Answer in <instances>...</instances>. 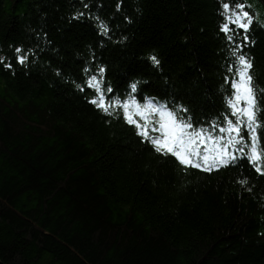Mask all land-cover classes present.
<instances>
[{"label": "trees", "instance_id": "trees-1", "mask_svg": "<svg viewBox=\"0 0 264 264\" xmlns=\"http://www.w3.org/2000/svg\"><path fill=\"white\" fill-rule=\"evenodd\" d=\"M226 2L253 18L241 51L264 146V0ZM223 11L222 0H0L3 261L264 264V174L246 159L185 167L110 118L116 109L93 105L84 85L97 74L126 99L136 84L218 134L211 126L230 117L225 78L245 35L226 39ZM17 48L23 64L8 57Z\"/></svg>", "mask_w": 264, "mask_h": 264}, {"label": "snow or ice", "instance_id": "snow-or-ice-1", "mask_svg": "<svg viewBox=\"0 0 264 264\" xmlns=\"http://www.w3.org/2000/svg\"><path fill=\"white\" fill-rule=\"evenodd\" d=\"M222 8L224 23L220 30L226 39L235 44L237 30H242L245 35L241 43L235 44L232 49L235 59L227 69L232 77L225 78L233 89L226 103L230 117L234 119L225 116L222 123L213 124L211 127L217 129L218 134L214 135L202 126H195L190 116L181 117L166 104L156 105L149 101L142 105L131 96L126 99L110 98L107 94L113 90L102 86L96 76H92L85 83L88 88L94 89L95 98L90 101L93 105L108 114H111L110 110L121 109L124 119L136 127L138 135L147 139L157 152L165 156L171 155L179 164L211 171L234 163L237 159H246L257 172L264 174V146H261L260 137L257 135V129L262 125L257 121L256 93L250 74L252 63L241 51L248 40L247 33L253 18L245 10L246 6L240 2L229 3L222 0ZM102 27L106 33L107 26ZM16 53L18 63L23 64L27 56L22 55L19 48ZM150 59L159 65L156 56H151ZM0 63H4L3 58H0ZM5 66L11 67L10 64ZM131 88L135 91L136 84H132ZM182 111L187 112V109ZM209 143L211 147H208Z\"/></svg>", "mask_w": 264, "mask_h": 264}, {"label": "bare ground", "instance_id": "bare-ground-1", "mask_svg": "<svg viewBox=\"0 0 264 264\" xmlns=\"http://www.w3.org/2000/svg\"><path fill=\"white\" fill-rule=\"evenodd\" d=\"M8 57L14 58L15 60H17V53H13V54H11V56H8ZM229 74H230L229 78H231L232 77V73H229ZM84 85L87 88L88 92L90 93V96L88 97V99H90V101H91L93 98H95L94 89L88 88L86 86V83H84ZM162 91H165V92L173 91L174 92L175 90H174L173 87H166V88H163ZM128 92L131 94V97H133L137 102H139L142 105L149 103V101H151L152 103H154L156 105L164 104V103H159V102H161L162 98L159 95H156V94H153L151 96H147V97L143 98L142 94H139V88H137V90H135V91H128ZM113 94L115 95V97H120L121 99H124L123 95L121 93H115V92L113 93V91L111 93H108V96L111 98V97H113L112 96ZM141 96H142V98H141ZM170 109H172V108H170ZM182 109H185V108L181 106V107H177L176 109H173V110L177 111L181 117L187 118L188 116L185 115V114H187V112H183ZM116 110L119 113H116V114H113V115H109V117L123 121V119H124L123 111L121 109H116ZM190 117L192 118V116H190Z\"/></svg>", "mask_w": 264, "mask_h": 264}, {"label": "rangeland", "instance_id": "rangeland-1", "mask_svg": "<svg viewBox=\"0 0 264 264\" xmlns=\"http://www.w3.org/2000/svg\"><path fill=\"white\" fill-rule=\"evenodd\" d=\"M92 76H96V77L98 78L97 74H89V75L87 76V78H86V81H87V80H90ZM86 81H85V82H86ZM237 156H239V153H237Z\"/></svg>", "mask_w": 264, "mask_h": 264}, {"label": "water", "instance_id": "water-1", "mask_svg": "<svg viewBox=\"0 0 264 264\" xmlns=\"http://www.w3.org/2000/svg\"><path fill=\"white\" fill-rule=\"evenodd\" d=\"M0 264H8L0 258Z\"/></svg>", "mask_w": 264, "mask_h": 264}]
</instances>
